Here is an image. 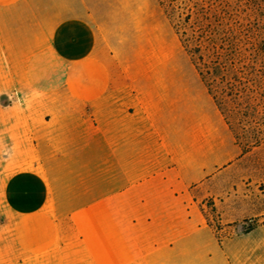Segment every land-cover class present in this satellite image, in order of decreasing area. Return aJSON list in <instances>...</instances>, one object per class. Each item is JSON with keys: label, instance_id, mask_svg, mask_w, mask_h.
<instances>
[{"label": "crops", "instance_id": "0c3cea01", "mask_svg": "<svg viewBox=\"0 0 264 264\" xmlns=\"http://www.w3.org/2000/svg\"><path fill=\"white\" fill-rule=\"evenodd\" d=\"M140 6L0 0V264L260 263L211 225L243 216L245 155L200 81L141 61Z\"/></svg>", "mask_w": 264, "mask_h": 264}, {"label": "rangeland", "instance_id": "374dc122", "mask_svg": "<svg viewBox=\"0 0 264 264\" xmlns=\"http://www.w3.org/2000/svg\"><path fill=\"white\" fill-rule=\"evenodd\" d=\"M116 2L128 0H114ZM130 1V0H129ZM141 6L133 8L142 19L140 41L149 43L158 58H164L177 69L175 73L181 79L199 80V77L190 62L189 55L181 45V32L187 36L196 15L208 12V18L227 26L237 27L240 32L252 36L260 44L264 42V0H139ZM166 6L168 14H165ZM117 8V7H116ZM135 12L131 15L135 16ZM204 14V13H203ZM202 15V14H201ZM128 22V20H127ZM120 24V23H119ZM176 26L181 32L176 33ZM125 33L128 36V46L133 48L139 40L131 38L132 31L125 22ZM262 47V45H261ZM259 66L264 67V60ZM204 87V86H203ZM257 92L252 99L246 98L240 102L241 115L238 118L239 128L229 129L235 143L242 149L245 159V197L239 208L243 216L234 224L224 225L218 217H211L214 230H224L220 239L232 235H246L252 232L254 245H258L259 264H264V141L255 145L256 140H264V79L254 85ZM197 87L191 86L194 90ZM218 89H222L218 86ZM206 92V88L204 87ZM249 105L255 107L251 114L245 110ZM223 119V118H222ZM225 122V121H224ZM237 138V139H236ZM211 204H207V209ZM214 214V210L209 211ZM248 231V232H247ZM247 232V233H246ZM257 250V249H256Z\"/></svg>", "mask_w": 264, "mask_h": 264}, {"label": "trees", "instance_id": "16d2710c", "mask_svg": "<svg viewBox=\"0 0 264 264\" xmlns=\"http://www.w3.org/2000/svg\"><path fill=\"white\" fill-rule=\"evenodd\" d=\"M159 5L169 16L168 8L162 3ZM207 15V11L196 15L189 27L190 35L181 32L179 26L176 33L181 32L182 48L189 55L207 95L232 130L240 127V102L256 96L254 85L264 79V67L259 66L264 60V42L260 44L234 25L212 22ZM245 110L252 114L255 107L249 105ZM261 141L264 140H256L255 145Z\"/></svg>", "mask_w": 264, "mask_h": 264}, {"label": "bare ground", "instance_id": "6f19581e", "mask_svg": "<svg viewBox=\"0 0 264 264\" xmlns=\"http://www.w3.org/2000/svg\"><path fill=\"white\" fill-rule=\"evenodd\" d=\"M137 49H139L138 51L142 54L141 55V57H142L141 61L144 63L152 64L155 62H164V63L167 62L164 60V58L163 59L158 58V56H156L154 51L152 50L151 45L145 41H141L138 44ZM132 58L135 59L134 61L137 60V56H135V55H133Z\"/></svg>", "mask_w": 264, "mask_h": 264}]
</instances>
